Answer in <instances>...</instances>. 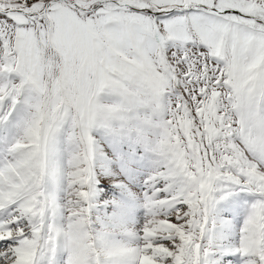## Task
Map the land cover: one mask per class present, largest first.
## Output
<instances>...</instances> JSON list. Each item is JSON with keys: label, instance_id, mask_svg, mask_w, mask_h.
<instances>
[{"label": "snow or ice", "instance_id": "6c2138e0", "mask_svg": "<svg viewBox=\"0 0 264 264\" xmlns=\"http://www.w3.org/2000/svg\"><path fill=\"white\" fill-rule=\"evenodd\" d=\"M0 264H264V0H0Z\"/></svg>", "mask_w": 264, "mask_h": 264}]
</instances>
